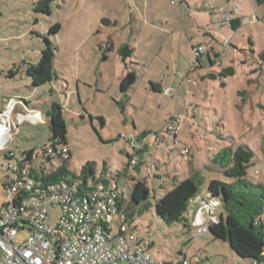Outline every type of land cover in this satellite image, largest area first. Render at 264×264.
Returning a JSON list of instances; mask_svg holds the SVG:
<instances>
[{"label": "rangeland", "instance_id": "374dc122", "mask_svg": "<svg viewBox=\"0 0 264 264\" xmlns=\"http://www.w3.org/2000/svg\"><path fill=\"white\" fill-rule=\"evenodd\" d=\"M38 1L0 0V30L12 31L15 35L17 32L25 34L6 41L0 37V57L18 54L17 58L22 55L32 59L40 47L45 48L44 39L53 44L55 81L50 98L60 107L69 160L66 162L43 152L52 144L55 148L60 147L59 143L50 141L49 124H32L28 120L18 123V130L11 132L0 150V205L11 200L10 196L4 195L2 185L16 179L14 174L4 170L3 163L22 166L23 178L27 177L30 169L40 176L41 171L48 172L63 166L68 171V178H72L80 174L83 165L92 162L96 181L114 179L120 189H126L128 197L133 180L145 184L149 192L146 210L139 213L134 208L132 218L128 217L124 224L133 234L149 240L148 253L156 264H181L183 260L187 264H250L251 260L238 258L226 242L215 239L211 233L194 238L193 228L184 227L182 223L166 225L156 215L154 197L170 190L172 176L178 175L179 181L190 179L186 175L190 161H185L177 150L170 151L163 146L134 154V144L129 143L128 138L139 136L145 128L159 131L171 118H185L186 111L187 124H181L180 138H188L192 144L190 151L200 176L199 193L202 191L204 194L211 178L223 179L217 168L213 171L208 169L213 166L215 154L223 148L235 150L239 146H246L255 155L246 170L247 181L264 186V0H248L247 10L251 16L234 26L231 46L236 51L232 47L223 51L217 44L222 62L234 70L233 76L223 79V86L219 80L201 81L193 73L196 86L187 85L190 106L180 101L176 109L174 100L168 98V102L159 107L155 104L150 107L144 102L129 105L126 111L129 117H134L133 122L122 114L116 116L119 106L110 100L111 104L103 102L101 94H92L89 101L83 97V40L90 36L88 26H96L98 14H113L105 5L107 0H54L49 4V16L33 11ZM53 24L60 27L55 38L47 34L49 25ZM29 28L34 33L29 34ZM32 62L37 61L32 59ZM17 64L20 66V62ZM75 80L79 82V89ZM88 91L94 93L93 90ZM43 93L32 101L45 114L44 101L48 100L49 93L47 90ZM137 94L141 95L142 90L138 89ZM102 112L105 114L103 127L101 120L97 119ZM89 113L92 114L90 121ZM29 151L31 161L21 162ZM8 153H12V159L5 158ZM126 154L134 157L135 167L126 166L129 162ZM123 169L126 174L115 179L116 172ZM47 210L50 215L48 222L56 224L59 208L49 205ZM222 214L225 216L223 211ZM116 227L112 224L113 230ZM25 236V233H20L14 242L20 243Z\"/></svg>", "mask_w": 264, "mask_h": 264}, {"label": "crops", "instance_id": "0c3cea01", "mask_svg": "<svg viewBox=\"0 0 264 264\" xmlns=\"http://www.w3.org/2000/svg\"><path fill=\"white\" fill-rule=\"evenodd\" d=\"M228 3L238 5L240 12L245 17L251 16L247 10L249 7L248 0H177L174 4L171 3V0H107L105 5L112 10L113 14H98L95 20L96 26H88L90 36L83 40V97L89 101L92 94H101L103 97L100 100L110 104L113 102L119 106V110H116L115 113L116 116L122 114L126 119L131 118V121L134 120V117H129V112L126 111L129 105H141L144 102L150 107H153V104L159 107L171 99L174 100L176 109H178L180 101L185 106L186 103L190 106V90L187 85L188 80H191L196 86L193 73H196L201 81H217L218 79H209L207 75L212 74L217 77L220 71L229 67L228 63L222 62L219 55L220 48L217 44L222 47L223 51L225 48L232 47L234 26L240 25L242 20L233 16L230 24L221 26L216 36H213L214 27L211 25V20L219 18L214 14V10H217L218 7H225ZM95 28L96 31H94ZM5 33H10V35ZM28 33H34L33 29L30 30L29 28ZM23 35L25 34L17 32L15 35L12 31L2 32L0 30V37L3 41L12 40L14 37L19 38ZM95 35L96 37H94ZM224 39L230 41L227 47L221 44ZM122 45H128L133 49L132 56L124 62L117 54V50ZM197 47H202L203 51L196 58L194 53ZM42 49L43 47H40L37 51L38 54L32 58L36 59V64ZM232 49L236 51L235 48L232 47ZM17 55L0 57V112L6 109L8 102H12L15 105L11 118L17 125L27 120L32 124L42 125L43 122L48 124L47 112L54 104L50 97L55 80L53 81L52 78L51 81L40 87H32L25 71L29 66L36 64L29 57L19 55L17 58ZM18 62H20V66L17 64ZM128 71H132L135 75V83L126 92H121L119 84ZM222 83L224 84L223 79ZM78 84L77 81V88L79 89ZM153 86L157 90H153ZM138 89L142 90L141 95L137 94ZM163 89H171L173 92L170 95H164ZM45 90L49 96H47L48 100L44 101L46 105L45 114H42L32 100L37 99L40 93L45 94L43 93ZM88 90H93L94 93ZM186 91L187 93H185ZM172 94L176 98L172 97ZM83 111L85 114L87 113L84 108ZM32 113H39L42 119H34L31 117ZM184 114L187 118L186 111ZM18 115L22 116L20 121ZM101 115L99 118L102 119L101 127H103L104 112ZM87 116L90 121L92 114L89 113ZM99 118L97 119L99 120ZM186 124L187 121L185 120L183 125ZM161 127L163 128V126ZM157 130L145 128L139 136L132 137L139 138L144 133L150 134V131L153 133ZM181 132L182 128L174 136L165 135L161 142L155 146L167 147L170 151L177 150L179 154L185 147L191 149L190 139L180 138ZM147 149L150 148L143 150ZM191 157L189 160L190 168L186 175L188 174L190 178L193 175L200 177L197 173L198 166L194 162L193 154ZM208 169L213 171L216 166L213 164ZM216 171L219 173L218 170ZM171 178L179 181L178 175ZM210 180L224 181V179L215 178ZM202 194L201 191L198 198L206 196V189ZM161 196L158 194L157 198ZM127 203L125 210L127 213L132 210L130 217L132 218L134 209H130L129 201ZM196 209L197 204L194 200L190 204L186 218H190ZM219 214L222 212L220 211Z\"/></svg>", "mask_w": 264, "mask_h": 264}, {"label": "built area", "instance_id": "2783aa9c", "mask_svg": "<svg viewBox=\"0 0 264 264\" xmlns=\"http://www.w3.org/2000/svg\"><path fill=\"white\" fill-rule=\"evenodd\" d=\"M176 2L171 0L173 4ZM214 14L219 18L211 20L213 36L221 26L230 24L233 16L241 20L245 18L238 5L232 3L214 10ZM229 43V39H224L221 44L227 47ZM202 51V47H197L195 57ZM188 85L194 86L195 83L188 80ZM162 92L170 95L173 90L163 89ZM14 105L8 102L6 109L0 112V150L11 132L18 130L11 118ZM31 115L34 119H42L39 113ZM21 118L18 115L19 121ZM184 122L185 118H171L161 130L150 133L139 142L130 137L128 142L134 144V152L151 148L165 135L174 136ZM43 152L54 158H69L67 147L51 145ZM180 156L188 162L190 148H183ZM6 157L12 159L13 155L8 153ZM130 164H135L134 159ZM2 166L16 179L3 189L4 195L10 196L11 200L0 205V264H156L148 253L149 240L133 234L124 224L128 217L123 206L129 197L126 189H120L116 181H99L89 185L83 194L78 191L79 181L45 187L33 179L19 178L17 164L9 162ZM195 201L197 209L188 221L194 229V238H198L207 233L210 224L218 222L219 202L206 196L197 197ZM49 205L60 210L56 224L48 222ZM112 224L117 225L115 230ZM20 233L26 236L20 243H15ZM181 264L187 262L183 260Z\"/></svg>", "mask_w": 264, "mask_h": 264}, {"label": "trees", "instance_id": "16d2710c", "mask_svg": "<svg viewBox=\"0 0 264 264\" xmlns=\"http://www.w3.org/2000/svg\"><path fill=\"white\" fill-rule=\"evenodd\" d=\"M53 1L39 0L35 4L33 11L49 16L51 14L49 4ZM260 1L262 0H258V2ZM59 29L58 24H53L48 28L47 34L54 36L58 34ZM248 42L250 41L248 40ZM44 43L45 48L40 52L38 63L29 66L25 71V75L30 79L32 87H40L51 81L53 76H55L53 70L55 47L46 39H44ZM132 53L133 49L128 45H122L117 50V54L123 62L131 57ZM262 59L264 61V56H262ZM233 74V68L227 67L217 77L212 74L207 75V77L213 80L218 79L221 83L220 85L223 86L222 79L226 76H233ZM134 83L135 75L132 71H128L122 78L119 89L121 92H126ZM153 90H157L156 87L153 86ZM47 120L50 141L52 143H59V146L66 147V130L58 105H51L50 110L47 112ZM99 120L102 123V119L99 118ZM148 135L144 133L139 138L134 139L136 142H139ZM52 146L54 145L52 144ZM142 152L144 151H135L134 154ZM126 156L129 160L126 166L131 165L130 162L134 157L128 154ZM253 157V152L246 146H239L235 150L223 148L213 157L212 162L222 175L224 181L210 180L206 186V197L210 200L218 201L219 212L223 211L225 216L219 214L218 222L210 224L207 233H211L217 240L226 242L238 258L249 259L251 260L250 264H264V186L253 184L246 179V170ZM5 158L8 159L6 156ZM62 160L67 162L69 158ZM30 161L31 151L27 152L21 162ZM93 165L94 163L92 162L86 163L81 168L80 174L78 176L73 175L72 178H68V171L64 166L48 172L41 171L40 176L30 169L26 174V178L33 179L45 187L59 183L70 184L79 181L78 191L85 194L90 180L92 181L91 185L99 182L95 180ZM136 165L137 163L135 162L132 166L135 167ZM18 167L19 173L17 176L20 178L23 167ZM125 174L126 171L123 169L116 174L115 179ZM199 181V177L195 175L183 181H176L174 178H171L170 190L166 191L161 197H154L153 207L155 213L166 225L182 223L184 227H190L186 214L191 202L198 197ZM2 186L5 189L8 184L5 183ZM129 197L130 209L135 208L139 213L146 210L149 192L144 183L134 181L130 188ZM125 207L123 206V209ZM131 211L127 213V217L132 215Z\"/></svg>", "mask_w": 264, "mask_h": 264}, {"label": "water", "instance_id": "95a60500", "mask_svg": "<svg viewBox=\"0 0 264 264\" xmlns=\"http://www.w3.org/2000/svg\"><path fill=\"white\" fill-rule=\"evenodd\" d=\"M178 255H181V252H180V253H178Z\"/></svg>", "mask_w": 264, "mask_h": 264}, {"label": "bare ground", "instance_id": "6f19581e", "mask_svg": "<svg viewBox=\"0 0 264 264\" xmlns=\"http://www.w3.org/2000/svg\"><path fill=\"white\" fill-rule=\"evenodd\" d=\"M1 130V129H0ZM1 134V133H0Z\"/></svg>", "mask_w": 264, "mask_h": 264}]
</instances>
